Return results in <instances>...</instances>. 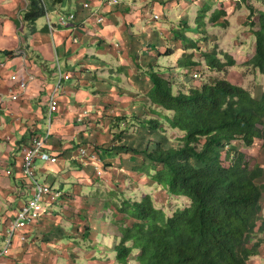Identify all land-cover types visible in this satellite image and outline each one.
I'll return each mask as SVG.
<instances>
[{"label":"crops","instance_id":"1","mask_svg":"<svg viewBox=\"0 0 264 264\" xmlns=\"http://www.w3.org/2000/svg\"><path fill=\"white\" fill-rule=\"evenodd\" d=\"M46 1V20L31 23L25 19L28 0H0V250L7 229L33 195V189L21 174L22 148L35 138L49 136L46 150L57 159V164L37 161L40 182L63 195L80 194L90 200L97 196V201H106L108 198L98 187L93 169L75 161L79 149L100 148L106 163L113 167L112 175L106 173L110 182L117 172L144 176L132 171L135 159L129 154L104 151L112 141L110 134H115L111 122L122 129L124 123L119 124L116 120L120 116L131 120L135 117L147 119L146 115L150 118L151 105L146 97L153 87L149 77L152 69L160 71L164 79L165 72L177 75L179 70L185 71V80L175 83L178 90L171 83L174 92H188V83L196 88L193 86H197L192 79L193 71L181 69L179 62L183 57L193 55V61L200 65L197 70H204L206 63L199 62L197 53L202 42L214 35L211 15L217 9H224L229 21L235 8L239 7L238 0H209L208 4H203L204 0H121L116 7L109 6L105 0H63L61 5H56L53 0ZM200 2L202 7L198 6ZM86 4L91 8L85 9ZM250 4L264 12V7H257L254 2ZM208 9L211 12L206 20L207 37L201 35L194 40L176 30V26L184 25L188 31H194L200 11ZM68 15H75L76 22L59 28L60 19ZM155 16L160 19L156 21ZM100 18L104 19L103 24H99ZM49 22L54 31L49 29ZM184 36L196 42L198 49L187 50ZM246 49L242 53L245 54ZM254 54L255 48L241 59L250 61ZM230 56L237 66L240 63L246 65L242 60L237 61L234 54L230 53ZM254 72L255 78L261 75ZM30 74L35 80L30 83L28 91L18 101L1 104V99L9 96L17 83L27 80ZM60 74L69 76L70 80L62 82L56 98L58 111L53 115L51 125L47 126L49 99L58 88ZM13 75H17V81L11 79ZM250 77L247 74L246 79L249 81ZM237 86L246 87L245 84ZM246 90L261 95L264 86L256 84L253 91L248 85ZM85 112L89 113L88 116L84 115ZM239 146L242 148V144ZM243 152L247 155L249 169L262 171L258 183L264 187V140ZM8 171L12 172L11 175ZM132 186L138 187L134 181ZM146 186L158 187L144 183V196H148ZM47 201L49 212L37 226L26 232L27 243L17 241L10 256L0 264H55L52 256L57 260L65 257L59 252L60 243L66 248L65 254L79 247L69 239L72 224L66 217H61L68 205L61 200ZM81 204L72 205L75 209L70 210L71 213L79 212L83 208ZM93 212L94 209H90V220ZM261 217L264 220V194ZM107 232L103 233L106 238L111 229ZM254 241L259 244L258 255L250 264H264V234H259Z\"/></svg>","mask_w":264,"mask_h":264},{"label":"trees","instance_id":"2","mask_svg":"<svg viewBox=\"0 0 264 264\" xmlns=\"http://www.w3.org/2000/svg\"><path fill=\"white\" fill-rule=\"evenodd\" d=\"M53 1L63 4V0ZM239 2L248 4L249 0ZM28 3L26 21L35 23L46 15L43 0ZM249 5L253 14L254 7ZM210 12L200 11L197 17L196 29L202 36H206ZM259 14L258 23L253 24L258 28L253 31L255 54L246 67L264 74V12ZM227 17L224 9H217L210 21L215 28H226ZM183 40L187 50L198 49L196 42L185 36ZM193 59V55L185 56L179 66L199 73L200 65ZM203 59L212 72L224 73L237 66L234 58L218 49L203 54ZM149 77L153 86L146 97L151 105L150 118L120 116L116 120L124 123L122 129L112 121L110 126L121 132L110 134L112 141L104 151L129 154L135 159L134 173L146 176L171 198L189 200L191 206L169 217L155 208L150 196L134 201L125 198L117 187L106 201H97V196L90 200L80 194H64L61 201L69 208L61 217L73 226L69 239L75 244L80 243L79 238L95 241L108 233L107 222L112 220L122 237L119 244L106 250L115 253L119 264H250L259 249L253 240L264 234V187L258 183L262 171L249 169L239 145L251 148L264 140V93L253 95L221 79L188 92H174L160 71L152 69ZM164 126L181 133L182 138L171 141ZM135 128L137 133L129 134ZM99 149L95 151L100 153ZM77 202H82L83 208L71 213ZM90 209H94L92 220L88 217ZM108 211L112 216L106 215ZM68 258L74 256L62 257L67 264H79ZM55 259L52 256V261Z\"/></svg>","mask_w":264,"mask_h":264},{"label":"rangeland","instance_id":"3","mask_svg":"<svg viewBox=\"0 0 264 264\" xmlns=\"http://www.w3.org/2000/svg\"><path fill=\"white\" fill-rule=\"evenodd\" d=\"M214 2V0H211ZM240 0L237 1V3ZM47 1L44 0V4ZM203 4H208L209 0L202 1ZM250 3L254 2V4L257 7L263 8L264 2L263 0H249ZM253 5V4H251ZM198 6L202 7V3L200 2ZM239 7L235 8V12L232 14V17L229 18V24L228 27L222 28V27H214L212 26V32L214 35L208 36L207 41L202 42L203 46H201V49L198 50L197 58L199 62H205L203 59V54L205 53H211L213 50L218 49L219 53H226V54H234L237 61H241L243 57H246L249 53L253 51L255 48V36L253 34V31L258 29L257 27H254L253 24H257L259 21V13L261 12L259 9L254 7L253 14L250 10V5L248 4H240ZM241 8V9H240ZM234 15V16H233ZM46 15L41 17L40 19L46 20ZM176 18V17H175ZM176 30L181 32L182 34L190 37L191 39H199L201 37L199 31L195 28L194 31H188L184 25L176 26ZM217 37V38H215ZM246 49V53H242L243 50ZM252 50V51H251ZM232 57V56H231ZM233 58V57H232ZM221 60L224 61L225 59L221 57ZM242 62H246V60H242ZM248 62V61H247ZM246 62V63H247ZM206 65V64H205ZM180 69V68H179ZM252 68L246 67L245 64H238V66L235 69L228 68L227 73H217L212 72L209 70L207 66H204V70H201L199 72L200 79L194 82H197V86L193 84L196 88H201L205 83H208L215 79H221L224 81L229 80L230 83L234 85H241L245 84V89H248V85L250 86V89L255 91V85H262L264 86V74L258 75L257 78L254 77ZM252 73V74H251ZM256 73V71L254 72ZM189 73H187L188 75ZM247 74H250L249 81L246 79ZM260 74V72H259ZM165 79L173 84V87L176 89V82H183L185 80V71L179 70L177 72V75H175L172 72H165L164 73ZM245 77V79L243 78ZM172 78V79H171ZM187 89H191L192 84L188 83L186 84ZM178 90V89H176ZM259 95V94H258ZM50 124V119L47 122V126ZM164 129L166 131V134L168 138L175 142L178 141L180 138H182V134L171 130L168 126H164ZM115 134H119L121 131L117 130L116 128H113L112 130ZM138 131V128L132 129L129 134L133 135L136 134ZM125 140V138H123ZM246 149V147L242 144V148H239L240 152H243V150ZM244 153V152H243ZM245 154V153H244ZM246 155V154H245ZM247 159V155H246ZM113 168L108 162L105 166V172L109 175L113 173ZM123 169V168H121ZM116 178V179H114ZM114 178L111 179L109 176L105 175L103 178H97L96 180L98 182V187L102 188L104 190L105 197L109 198L108 196L112 193V187H117V190H121L125 194V198H130L134 201H139L144 197L143 194V184L146 183L152 187V183L149 182V180L146 178V176H132V175H126L122 173H115ZM114 180L117 181V183H114ZM135 182V185L138 186L137 189H135L132 186V182ZM113 182V183H112ZM149 186H146V194L150 196L154 203L155 208L164 211L169 217H171L176 211L178 210H184L191 206V202L187 199L182 198H171L169 197L165 190H163L161 187L157 188H148ZM108 216H112L111 212L108 211L106 213ZM120 220V219H119ZM112 220L110 221V229L111 234L107 235V238L103 235H100L96 238L95 241L88 239H80V243L77 244L79 247L73 249L74 252L69 253L70 255L74 256V258H68L71 261H78L79 264H119L116 260L115 253L113 252H107L106 248H112L114 244H119L121 240V234H120V228L117 225H112ZM120 222V221H119ZM129 222H126V224ZM130 226V223L128 224ZM258 235H256L257 237ZM255 237V238H256ZM254 238V239H255ZM73 240H71L72 242ZM253 242H256L253 240ZM253 243H251L252 245ZM62 243L58 245L59 252L63 254V256H68L64 251L66 248L62 247ZM107 252V253H106ZM55 264H67L65 260L62 258L57 260L55 259L53 261ZM130 264H136L134 261H130Z\"/></svg>","mask_w":264,"mask_h":264},{"label":"built area","instance_id":"4","mask_svg":"<svg viewBox=\"0 0 264 264\" xmlns=\"http://www.w3.org/2000/svg\"><path fill=\"white\" fill-rule=\"evenodd\" d=\"M109 6H119L121 0H105ZM85 9H90V5L86 4ZM156 21L160 19L159 16H155ZM77 17L75 15L63 16L59 22V28H65L69 24L76 22ZM99 24H103L104 19L100 18L98 20ZM48 27L51 31H54V27L49 22ZM77 42V41H76ZM13 81H17V75H13L11 78ZM192 79L197 81L200 79L199 73H192ZM34 76L30 74L27 80L18 82L15 89L11 90V93L6 98L1 99V104H5L6 101H18L29 89L30 83L34 81ZM69 76H63L60 74V82L58 88L52 94L49 99V119L50 124L52 117L58 111L57 95L59 90L62 88L63 81H69ZM88 112H85L84 115L88 116ZM49 136L46 139L35 138L32 140L31 144L24 146L21 150L22 155V168L21 174L23 178L29 182L30 187L33 189L32 199L26 203L18 212L13 222L10 224L6 232V238L4 241V246L0 250V263L10 256L11 251L14 247L16 241L20 243H27V231L30 228L37 226L42 219L46 217L49 212L50 204L47 203V199L51 203L58 202L62 199L63 193L57 190H54L52 187L41 183L38 179L37 174V161H42L44 163L57 164V159L53 158L46 150L47 142ZM75 161L80 163L85 167L92 168L97 178H103L106 175L105 166L106 161L104 157L88 148H81L78 151V154L75 158ZM8 175H11V171L7 172Z\"/></svg>","mask_w":264,"mask_h":264}]
</instances>
